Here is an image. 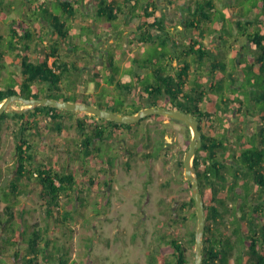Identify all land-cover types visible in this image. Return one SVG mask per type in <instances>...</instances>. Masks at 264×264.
Here are the masks:
<instances>
[{"label": "rangeland", "instance_id": "1", "mask_svg": "<svg viewBox=\"0 0 264 264\" xmlns=\"http://www.w3.org/2000/svg\"><path fill=\"white\" fill-rule=\"evenodd\" d=\"M35 1L0 0V33L5 35L10 34L12 29L11 21L13 19H19L23 16L28 21L31 17H27L23 13L28 11L30 7L32 14L30 12L29 15L31 14L32 18L36 16L41 19V16L43 19L52 21L54 14L58 15L60 19L66 18L63 17V10L58 0H46V4L41 6L42 9L38 11L35 10L36 5H31ZM241 1L246 10L251 8L252 13L264 15V6H262L261 0ZM26 5L28 8L24 11ZM143 5L142 1L140 7ZM174 8L175 11L179 9L178 11L180 12L178 4H174ZM242 11L237 10L236 12L241 14ZM75 19H77L76 24L78 28L75 34L84 31V38L87 36V43L80 44L89 50L97 51L103 40L108 41L109 39L108 36L95 40V33H93L95 29L94 21L99 25L105 23L103 25L105 28L114 24L115 28L121 32L116 22L96 17V13L94 12L90 13L88 18V22H91L89 23L90 25L85 24V29L79 30L78 24L81 25L83 21L87 20V4H84V8L79 7L78 13L71 17V22ZM226 26L228 29L230 27L232 33H235V35L230 37V41L227 43L228 47L224 46L219 49L222 53L214 57L215 61L221 64L218 69L226 78L217 83L219 90L221 88L220 96L216 103L210 106L211 114L209 116L212 118V121H215L216 125H221L228 131L233 130L230 133L231 141L234 142V146L237 149L239 145L237 138L245 135V132L243 124L240 123L239 117L236 116L237 110L235 107H237V104L242 105L241 113L245 106H248V109L252 108L255 110L261 108L260 106L264 103V100L258 95L264 91V76H262L258 67L253 69L248 67V63L251 62L252 58L247 55V46L241 47L240 39L243 36L242 33L236 34L237 31L231 21H227ZM45 28L47 29V27ZM246 28L249 29V32L250 30H254V27L245 26ZM90 38L91 41L88 40ZM116 38L118 37L115 36V41L108 42L105 47L109 60L115 63L113 65L115 69L113 75L107 74L104 67L106 65L104 64L109 60L105 59V61H102L100 57L101 53L95 55L94 59L87 58V56L90 57L88 54L76 56V61L81 62L84 69L81 70V73L75 74L80 87L73 88L74 94H71L73 97L85 96L86 94L85 99L92 102V104L94 103L99 108L115 109L123 111L125 114H130L128 111H131L132 107L138 106L140 103V95L147 104L153 100L154 103H157L158 107L172 108V105H190L191 102L189 103L186 97L192 94L191 87L200 90L210 89V79L212 77H207V71L203 70L205 75H200L199 81L190 80L189 89H186L182 97L177 100L171 94H167L164 91L159 92V90L155 92L150 91V95L145 94L143 83L135 81L138 76L143 77L144 60L151 59V61H155V59H159L162 62L165 60L167 52L163 53L151 47L147 52L139 50L138 57L132 52H122L125 49L126 40H116ZM10 39L11 37L8 36L7 40ZM4 40L0 43L1 49L5 48ZM67 41L69 40L67 39ZM157 44H160V42L158 41ZM243 44L245 45V43ZM68 48L65 44L62 47L63 50ZM167 48L170 49L169 46ZM229 49L235 52L236 57L239 56L240 59L242 58V61H245L243 62L244 66L240 69L241 74L244 75L243 78L241 75L239 76L240 78L236 77V72H239V69L236 68V63L239 59L228 58L226 55H229ZM83 52L87 53V51ZM168 52L169 55L176 56L177 54L176 51ZM128 54L131 56L126 57ZM135 57H138V59L136 58L135 60ZM87 64L90 67L92 66V69ZM202 68L198 67L199 70ZM15 69L16 71L18 70V68ZM96 72L99 73L100 77L96 76ZM9 73L10 76L7 80L0 81V87L8 88L9 86H13L20 89V83L14 74L12 72ZM97 78L100 80L96 81ZM117 81H121L122 89L120 87L118 89L115 86L117 85ZM198 84H200V87ZM30 88L35 89L36 86H31ZM37 88L39 87L37 86ZM42 91L44 90L39 88V92ZM127 91L131 93L129 92L125 98L124 96ZM214 93L217 94L216 85ZM202 95L207 101L208 94ZM226 99H230L229 104L224 103ZM258 99L261 101H258ZM21 105L25 104L15 101L12 107H21ZM226 111L231 115V119L225 116ZM25 112L28 118H35L31 110ZM65 112H67V118H69L67 119L65 131L52 130L53 127L55 128L59 125V122L47 118L48 116H45L43 113L44 118L47 119L43 121L41 132L37 133L38 135L29 134L30 141L33 144L35 143L32 155L34 154V158L37 152L42 155L37 156L38 159L35 158L36 162H33L37 165L40 162L46 161L48 164L54 165L57 170H64L65 168L73 170L81 180L79 186L83 190V197H81V200L75 201L73 197L63 196L61 214L55 211L56 218H60L63 223H56L44 215L38 185H30L28 186V193L26 192L20 196L17 213L13 219L14 227L17 229L24 228V225L28 224L27 229H38L44 238L50 237L52 242L50 243L49 250L55 257L53 259L54 264H57L58 258H65L64 255H67L68 264H71L73 260H77L80 264H156L152 260L155 259L158 251L170 257V245L166 240L171 236H178L184 242H188L190 231L196 230L198 226V219L194 215L196 206L191 207L188 205L192 196L191 182L186 178L184 173V155L188 149L187 147H189V140H191L189 125L172 117L164 118L160 114L147 115L138 122L124 125L121 129L122 132L117 133L116 137L111 138V136H108L107 139L109 141L101 144L102 151L96 154L94 152L92 158L88 159L87 165V158L80 151L82 134L81 132L79 133L75 123L76 118H84V112L74 110H66ZM85 114L87 116L89 113ZM14 118L16 117L8 114L6 122L0 127V186H7L10 183V179L17 173L15 170L17 142L15 129L17 128V122ZM241 118L244 120L245 115ZM60 125L63 126V124ZM220 128L213 127L210 130L217 137H223L221 134L223 130H220ZM12 130H14L15 136ZM148 135L150 142L145 144ZM245 137H247V142L253 143L254 139L250 135H245ZM164 138L167 140V146L166 149L163 148L161 150L162 143L160 141L161 139L164 140ZM42 139L46 140L45 146L41 144ZM43 147L47 150L43 151ZM117 148L124 149V152L127 153L119 151ZM243 148L244 146L238 150H232L230 157L234 159L236 153V155H242ZM131 149L134 151L131 152ZM198 150L200 151V149ZM147 152L149 153L145 155L144 153ZM245 160L246 158L242 157L240 162H246ZM109 161L112 162L113 166L107 165ZM242 163L241 166H244ZM35 164L33 165L34 167H36ZM255 167L261 170L260 165L257 164ZM81 168L84 170L88 169L87 175H94L95 180L98 182L91 187L85 186L83 182L86 178ZM97 169L102 171V173L98 174ZM249 178H251L250 175ZM230 184L232 186L237 185L236 189L239 193L234 198L238 199V203L241 201L243 206L248 207L246 214L248 217H246V220L249 222L253 218L251 217L253 215L251 214L253 209L252 203L256 204L264 201V195L258 193L259 186L252 181L249 183L231 182ZM1 198L0 192V217L4 218L6 217L4 210L6 203ZM261 207L264 208V205H260ZM66 210L71 211L70 218L67 219L64 217ZM260 214L261 217L259 216L258 218L259 223L264 220V212ZM183 216H186V218L184 219ZM208 222H210L212 230L216 231L217 235L222 232V234L225 233L224 244L226 242L227 245L230 242L235 244L224 230V219L219 217L218 219H214V222ZM234 224L236 223L228 222L230 231L228 233L233 232ZM215 227L217 230L214 229ZM3 231L0 228V243H2L5 236V231L4 234ZM243 236H248V234ZM239 243H241L240 240L235 245V254L239 253L242 249L246 251L245 244ZM13 252L14 249L10 253L1 256L6 264H13ZM186 255L188 258L187 264H194V248H190ZM225 256L229 257V254L225 253ZM41 260L43 262L44 258L42 257Z\"/></svg>", "mask_w": 264, "mask_h": 264}, {"label": "trees", "instance_id": "2", "mask_svg": "<svg viewBox=\"0 0 264 264\" xmlns=\"http://www.w3.org/2000/svg\"><path fill=\"white\" fill-rule=\"evenodd\" d=\"M87 1L88 0H58V3L63 10V17L66 18L60 19L59 16L55 14L53 15L52 21L43 19L41 16V19L37 18L36 16L32 18V9H30V7L28 11H26V8L24 10L26 12L23 13L27 17H31L28 19V21L23 16H21L19 19H13L11 21L12 29L10 34H8L11 39L8 40L7 46H9L12 51L16 49L20 51L22 58L20 70L24 76L20 82V89L15 87L3 89L0 87V102H2L9 95L20 94L28 98L50 97L58 100H71L86 102L88 104L92 103L85 99L86 94L82 98L78 96L73 97L71 94H67V91L71 90L74 84H79L75 74L81 73V70L84 69L83 64L76 61V56L80 54H87L83 52L87 51V47L80 44L85 42L87 43V36L84 38V31L76 34L75 32L74 34L70 33L72 28L71 17L78 13L79 7L84 8V4H87ZM99 1L101 2L99 10L101 11H98V17H103L108 21L113 22L118 18L119 14H122L123 12L126 14H131L132 17L138 16L142 21V35L140 36V39L143 42L149 40V42L155 44V49H158L163 53L169 51V48L167 47L172 41V36L169 33L162 37L160 34H147L146 32L149 30V28H147L148 26H154L159 30H166L165 18L161 15H155L154 23H147V17L154 15L156 12V7L151 11L149 10L151 5L155 6L153 2L149 3L145 7L143 13H137L135 10L137 6V0H134V2H131L132 0H127L124 6L121 4L118 6H113L111 3H108L107 0ZM234 1L235 5L229 4V0H186L185 4L183 2L181 11L184 12V17L182 20L186 21L187 29L189 32H191V34L185 38V43L186 41L187 43L183 46L185 48H183L181 51L183 53L185 52V55L177 65H174L173 61L166 57L162 62L161 60L159 61V59H155V61H151V59H145L144 66L149 68L150 72L143 77L138 76L135 79L137 83H143L145 94L150 95V91L155 92L156 90H159V92L164 91L167 94H171L175 100L179 99L182 97L183 92H186L187 84L185 83L184 79L188 78V74L186 73L193 64L203 67L202 69L208 65L206 75L209 78L212 77L213 84L210 86L211 88L213 87L214 82H221V80L223 81L226 78L218 69L221 64L217 63L214 58L218 55V53L215 54L212 50L208 49L206 43L196 41V39L194 38V40L193 36H191L195 32L201 34V36L207 31L212 32V22H214L217 18L222 25V29H228L226 26L227 21H231V16L235 17V19L231 22L234 24L235 30L237 31L236 34L242 33V37L247 38L249 46L253 50H257L256 58L252 57L251 62L248 63V67L250 69L258 67L262 73V76H264V15H261L260 13H252L251 8L246 10L245 7H243V2L241 0ZM128 3H130V5H128ZM217 3L224 4V7L218 8ZM44 4H46V0H36L31 5H36L37 7L35 10L38 11L42 9L41 6ZM261 4L264 6V0H261ZM230 8H233V11H230ZM256 8L258 9V7ZM237 10L243 11L241 14H239L236 12ZM30 12L31 14L29 15ZM249 12L252 13V16L247 18V14H249ZM42 21L46 23L48 22L49 28H39V31H37L38 29L36 30V26ZM245 26L254 27V30H250L249 32V29H245ZM84 29L85 26H81L79 28V30ZM22 31L23 33H21ZM228 32L230 35L232 34V36L235 35L232 33L230 27ZM67 39L69 41H67ZM222 39L226 42L228 41L223 37ZM2 40L3 37L0 35V43ZM158 41L160 44H157ZM64 44L66 47L71 49L68 48L63 50L62 47H64ZM197 44H199L198 47H196ZM175 46H177L175 42L171 44V47H173L174 50ZM32 49H35L38 55V62H32L29 57ZM178 50L179 49H176V51ZM4 52V49L0 50V59L3 58ZM82 57L84 58V56ZM50 58H52L51 62ZM136 58L138 59V57H135V60ZM231 58L239 59L236 63V68L239 69V72H236V77L240 78L239 76L241 75L243 78L244 75L241 74L240 69L244 66L243 62L245 61H242V58L240 59L239 56H233ZM108 60L109 57L107 61ZM102 61L104 60L102 59ZM108 63L109 65H106V63L104 64L106 65L104 67L106 69L111 68L110 72L113 75L115 73V69L113 68L115 63L112 60H109ZM96 74V76L100 77L98 72H96ZM199 74L201 73L197 72V75ZM203 74H205L204 71ZM99 80L100 79L97 78L96 81ZM31 86H36V88L31 89ZM37 86L44 91L39 92V88H37ZM115 86L122 89L121 81H117V85ZM198 86L200 87V84H198ZM194 89L192 88V94L186 97L189 103L191 102L190 105H172V108L192 112L193 115L199 120V127L202 130L203 143L201 148H199L200 151L198 149L196 150L195 156L193 158V165L199 178L201 193L206 210V226L203 236V264H264V220H262L260 223L258 220L259 216L261 217L260 213L264 212V208H260V205H264V201L256 204L252 203L253 209L251 214L253 215H251V217L253 218L247 222L246 217H248V215L246 216V214L248 212V207L243 206L241 201L238 203V199L234 198L239 192L236 189L237 185L232 186L230 184L231 182L249 183L252 181L254 184L259 186V189L257 190L258 193L264 195V146H257L255 140V138L260 134V144L264 142V103H262L260 106L261 108L259 109L262 111L261 115H257V111L251 112L250 109H248V106H245L242 113V105L237 104V107H235L237 110L236 116L239 117L240 123L243 124L245 135H249L251 132L247 130L244 125L247 118H249V114L253 113L252 115L255 119L260 118L263 122L262 128H256L255 132H253V143L247 142V137H245V135H241V137L239 136L237 138L239 145L236 149L234 142L231 141L232 139L230 135L233 130L228 131L221 125H216L215 121H212V118L209 116L211 114V109L209 108L210 106L214 105V103L209 104L206 110H201L199 102L203 98L202 93H204V91L200 89ZM129 92L130 91H127V93H125V98ZM258 96H261L262 100H264V91ZM139 99L140 103L138 106L135 105L132 107V110L128 111V113L134 114L143 107L147 106L158 107L157 103H154L153 100L151 103L147 104L141 95ZM259 100L260 99H258V101ZM229 102L230 99L224 101L225 104H229ZM35 109H44V115L50 116L58 115L64 111L54 106L44 105H39L35 107ZM110 110L123 113V111L120 110ZM8 114L16 117L14 119L17 122V128L15 129L17 136L15 169L17 173L10 179V183L7 186H0L1 199L6 203L4 206L6 217H0V228L5 231L3 241L0 243V264H6L1 256L10 253V251L13 249V264H54L53 259L55 257L49 250L50 243L52 242L50 237L44 238L38 229H27V226H29L28 224H26V226L24 225V228L17 229L14 227L13 219L17 213V205L20 202V196L26 192L28 193V186L32 185L31 183L35 181L37 182L38 190L42 198L44 215L48 218H51L52 221L54 220L56 223H63L60 218H56L55 211H57L58 214H61L63 196L73 197L75 201L81 200V197H83L82 195L84 194L83 190H81L79 186L81 180L78 178V176H76V173L69 168L57 170L54 165L48 164L46 161L40 162L36 165L34 154L32 155L34 144L30 141L29 134L38 135L37 133H40L38 125H32L33 122L30 118H27L25 111L21 113L4 112L0 118V127L6 122V116ZM243 115H245L244 120L241 118ZM34 116H37L36 112H34ZM225 116L227 118L231 117L227 111L225 112ZM162 117L165 118V116ZM100 119L107 121V125H105L106 130L105 128H99L96 131L93 130L92 136L86 130L87 125L85 120H77V126L82 134L80 141V151L83 153V155H85L86 158L89 154H94V150H96V153H100L102 150L101 146H98L96 149L93 147L91 148L93 145V140L95 141L96 138L105 140V138L108 136H111L112 138L119 131H121L124 125L132 124L115 122L106 118ZM36 121L40 122L42 120L39 119ZM213 127H221L220 130L224 131H221L223 137H217V135L213 134V131L210 130V128ZM189 133L191 135L190 128ZM242 146H244L242 149V155H236V153L234 155V159L231 158L230 153L232 150H238ZM219 152L220 154H218ZM242 157L246 158V162H240ZM90 158H92V156ZM241 163L244 166H241ZM34 164L36 167L33 166ZM257 164L260 165L261 170L258 167H255ZM109 165H113L111 161H109ZM31 166H33V168H31ZM201 166L205 167L201 168ZM81 169L83 170V175L86 178V180L83 182L85 186L91 187L98 182L95 180L94 175H87L88 169ZM100 169L102 170V168ZM241 170L243 171L241 172ZM97 173L101 174L102 171L97 169ZM249 175L251 178H249ZM188 205L191 207L195 206L193 195L191 196ZM259 208L260 210H258ZM70 212V210H66V215L64 216L65 219L70 218ZM194 215L197 217L196 210L194 211ZM219 217L224 219V230L226 234L229 235L235 242V244L232 242H230L228 245L227 242L224 244L223 240H225V233L222 234V232L217 235L216 231L212 230L210 222L208 221L214 222V219H218ZM183 218L185 219L186 216H183ZM228 222L236 223L234 224L233 232L231 233H228L230 232ZM214 229L217 230L216 227ZM195 232V229L190 231L188 242H184L182 238L178 236H171L168 238V240H166V242L170 245V257H167L163 252L158 251L155 259L150 260L154 261L156 264H187L188 258L186 254L190 248L193 249L195 246ZM246 234H248V236H243ZM241 238L243 239L241 240ZM238 239L241 242L239 244H245L246 251L242 249L239 253L235 254L234 249L235 245H237L239 241ZM243 240L245 243H243ZM225 253H228L229 257L225 256ZM66 256L64 255L65 258H58L57 264H68L69 260ZM232 256L233 260L231 261ZM42 257L44 258L43 262L41 260ZM71 264L80 263L77 260H73Z\"/></svg>", "mask_w": 264, "mask_h": 264}, {"label": "crops", "instance_id": "3", "mask_svg": "<svg viewBox=\"0 0 264 264\" xmlns=\"http://www.w3.org/2000/svg\"><path fill=\"white\" fill-rule=\"evenodd\" d=\"M107 1H108V3H111L113 6H118L120 4L122 6H124L126 4L125 2L127 0H107ZM142 1H143L144 5L142 7H140V4H141ZM226 1H228V0H226ZM131 2H134V0H132ZM152 2H153V4L155 6L151 5L149 7V10L151 11V10L155 9V7H156V9H155L156 12L154 13V15H150V16L147 17V23H149V24L154 23L155 15H157V16L161 15V16H163L165 18L166 30H159V29H156L154 26L153 27L152 26H148L147 28H149V30L146 31V32H147V34H150V33L155 34V35L160 34V35H162V37L164 35L168 34V33L172 36V41H171V43L169 45V47H170L169 51H172V52L176 51L177 46L179 47L178 48L179 50L176 51V53H177L176 56L175 55H169V52H167L166 58L171 59L173 61V64L177 65L183 59V57L185 55V52L184 53L181 52L182 49L185 48V47H183L185 45V38L191 34V32H189L188 29H187L186 21L182 20L183 17H184V12L181 11V8H182V5H183V2L185 4L186 0H137V3H136L137 6H136L135 10L137 11V13H143L144 10H145V7L149 3H152ZM100 3L101 2L99 0H88L87 1V20L85 22L83 21L81 25L78 24L79 28L81 26H85V24L90 25L89 23H91V22H88L89 21L88 18H89L90 13L94 12V13H96V17H98L97 13H98V11H101V10H99V7L101 5ZM129 4L130 3H128V5ZM174 4H178L180 6V12L178 11L179 9L177 11H175ZM229 4L235 5V1L234 0H229ZM223 5L224 4L217 3V7L218 8H223L224 7ZM26 8H28V6H25V9ZM230 11H233V8H230ZM182 12H183V15H182ZM250 16H252L251 12H249V14H247V18H249ZM101 19H104V18L101 17ZM234 19H235V17L231 16L230 20L233 21ZM74 21L71 22V25H72V28L70 30L71 34L72 33L74 34V32L78 29L77 28V24H76L77 19H75ZM94 22H95V25H94L95 29L93 30V33H95V40L96 39L99 40L102 37H108V36H109V39H108V41L107 40H103V43L100 44V47L97 48V51L96 50L87 49V54L90 55V57L87 56V58L94 59L95 55H97L98 53H101L100 57L102 59H104V61H105V59H108V56L106 55L107 53L105 51V47L107 46L108 42H114L115 41V36L118 37V38H116V40H119V39H125L126 40L125 41V49H123L122 52H125V51L126 52H132L136 56H138V51L139 50H141L142 52H147L151 47L155 46V44H153L152 42H149V40L146 41V42L145 41L143 42L140 39V36L142 35V32H141L142 31L141 30L142 21H141V19L138 16H133L132 17L131 14H126L125 12H123L122 14H119L118 18L115 21H113V22H116V24L119 25L118 27L121 29L122 33L120 32V30L115 28L114 24L112 26H107L105 28V26H103L105 23H102V24L99 25V24L96 23V21H94ZM212 23H213L211 25L212 32L207 31L202 36H201V34H198L197 32H195L191 36H193V39L195 38L196 41H201V42L206 43V46L208 47V49L212 50L215 54L218 53V55H219L220 53H222V51H219V49H221L224 46L228 47L227 43L230 41V37H232V34L230 35V33L228 32V29H224V28L222 29V25H221V23H220L218 18L215 19V21L212 22ZM48 24H49L48 22L46 23V22L42 21L40 24H38L36 26V30L38 29L37 31H39V28H44V26L49 28ZM0 35H2L3 40L5 39L4 40L5 41V48H4L5 52H4L3 58L0 59V81L7 80V78H9V76H10L9 72H12L14 74V76L16 77L17 81L20 83L22 78H23V76H24L21 73V70H20L21 59H22L21 55H20V51L17 50V49L12 51L9 48V46H7L8 34L5 35V34H1L0 33ZM147 36H149V35H147ZM222 37L227 39L228 41L226 42L225 40L222 39ZM89 41H91V38H90ZM174 42H175V44L177 46H175L176 47L175 50L174 49L172 50L171 44L174 43ZM243 43H245V45ZM240 44H242L241 47L247 46L246 47V52H247V55L250 56V58H252V57L256 58L257 50H253L249 46V42H248L246 37H242L240 39ZM198 46H199V44L196 45V47H198ZM0 50H1V47H0ZM229 52H230L229 55L228 54L226 55L228 58H230L232 56H235V52H232L231 49H229ZM181 53L183 54V56H182ZM130 56L131 55L128 54L126 57H130ZM29 57H30L32 62H38L39 61L38 60V55H37L35 49H32V52L30 53ZM190 59H192V58H190ZM51 61H52V58H50V62ZM106 65H109V63L107 62ZM14 67L18 68V70L16 71V69ZM198 67H200V66H198L196 64H193L188 69L189 71L186 73V74H188V78H185L184 81L188 85L187 88H186L187 90L189 89V83H190L189 81L190 80L199 81V76L200 75H205V74H203V71H201V70H204V69L207 70L208 69V65H206L205 68L201 69V70H199ZM89 68H92V67H89ZM110 69L107 68L106 72H107V74L112 75L111 72H110L111 71ZM149 72H150V69L146 68L144 66V73L145 74L143 73L142 75L145 76ZM197 72H199L201 74L197 75ZM210 80H211V85H212L213 84L212 79H210ZM217 83L218 82H214L213 87L212 88L210 87L209 90H206V89L202 90V91H204L205 93L208 94V100L206 101V99L202 98V100L199 102L201 110H206V108L209 106V104H211V103L215 104L217 99L219 98L220 91L218 90L219 86H218ZM215 85L217 86V94L214 93ZM78 86L80 87V84H77V85L73 86V88L78 87ZM9 87L13 88V86H9ZM1 88H3V87H1ZM73 88L71 90L67 91V94H74L73 93V90H74ZM192 88L194 89L195 87H191V89ZM205 93H202V94H205ZM79 97L82 98L83 96H79ZM41 98H44V97H41ZM69 101H71V100H69ZM73 102H78V101H73ZM83 103H86V102H83ZM90 104H92V103H90ZM24 107H27V105L25 104V105H21V107H14V108H24ZM101 109H105V108H101ZM28 110H31L33 112L32 115H34V112L37 113V116H35L36 119H33V118H30V119L33 122L32 123L33 126L38 125V128H39L40 132H41V129H42L43 121H45V119H47V118H50L53 121H58L59 122L58 123L59 125L57 127H55V128L53 127L52 130H54V131L57 130V131H61V132L65 131V126H66V123L68 121L67 119H69V118H67V112H65L66 109H62L64 111H62L58 115H54V116L47 115L48 116L47 118H44V116H43L44 109H35V107H28L25 111H28ZM67 111H69V110H67ZM250 111L251 112L257 111V113H256L257 115H261V112H262L261 110H255V109H252V108L250 109ZM85 113L86 112L83 113L84 118H76V120H75L76 126H77V120L78 119L85 120L86 125H87V132H89L91 136H92V133H93L92 131L93 130L96 131L99 128H105V130H106L105 125H107V121L101 120L100 118H93V116L90 115V114H87V116H86ZM252 114L253 113L249 114V118H247L246 122L244 123L246 129L251 131L249 133L250 137H254L253 132H255L256 128L257 129H261L262 125H263L262 120L260 118L255 119ZM39 119H41L42 121L37 122L36 120H39ZM60 124H63V126H61ZM59 127L61 128V130H60ZM77 128H78V126H77ZM78 130H79V128H78ZM13 132H14V130H12V133ZM120 132H122V130L119 131L118 133H120ZM79 133H80V130H79ZM259 135H258V137L255 138L256 145L257 146H259V145L260 146H264V142L262 144H260L261 137ZM14 136H15V134H14ZM114 137H116V135ZM81 138H82V136H81ZM105 141L108 142L109 140L107 138H105V140H102L100 138H96L95 141L93 140V145L91 146V148L93 147L94 149H96L98 146H101V144L104 143ZM132 142H133V140H132ZM41 144H43L42 146H45L46 140L42 139L41 140ZM117 149H119V148H117ZM44 150L46 151L47 149L46 148L44 149V147H43V151ZM94 151H95V154H96V150H94ZM119 151H123L124 152V149H119ZM133 151L134 150L131 149V152H133ZM43 153H45V152H43ZM124 153H127V152H124ZM218 154H220V152ZM37 156H42V155L37 152L35 154V158H37ZM91 156H93L92 153L87 156V161H88V159H90ZM219 159H220V157H219ZM107 165L110 166L109 162H107ZM31 184L32 185H37V182L34 181Z\"/></svg>", "mask_w": 264, "mask_h": 264}, {"label": "water", "instance_id": "4", "mask_svg": "<svg viewBox=\"0 0 264 264\" xmlns=\"http://www.w3.org/2000/svg\"><path fill=\"white\" fill-rule=\"evenodd\" d=\"M20 101L27 105L24 108L11 107L13 102ZM38 105L54 106L60 109L82 111L89 114L96 115L100 118H106L120 123H135L140 121L143 117L151 114H160L167 117L185 122L191 126L194 135L191 138L188 149L184 155V173L186 178L191 182L192 195L196 206L198 226L195 232V246H194V264H203V246H204V231L206 226V210L205 203L202 197L199 178L193 165V158L196 149L202 145V130L200 129L199 120L192 112L180 110L176 108H163L156 106L143 107L134 114L118 113L110 109H101L94 104H87L83 102H73L69 100H58L55 98H28L20 94H12L7 96L0 102V118L4 112H24L28 107H36ZM190 128V129H191Z\"/></svg>", "mask_w": 264, "mask_h": 264}, {"label": "flooded vegetation", "instance_id": "5", "mask_svg": "<svg viewBox=\"0 0 264 264\" xmlns=\"http://www.w3.org/2000/svg\"><path fill=\"white\" fill-rule=\"evenodd\" d=\"M90 115H92L93 116V114H90ZM93 118H100V117H98V116H93ZM165 118H169V117H165ZM191 138H192V134H191ZM159 141H160V139H158ZM191 141V140H190ZM147 142H150V139H149V135H148V139L145 141V144L147 143ZM161 143H162V148H161V150H163V148H165L166 149V146H167V140L164 138V140L163 139H161V141H160ZM203 143V142H202ZM190 144V143H189ZM202 146V145H201ZM201 148V147H200ZM199 149V148H198ZM149 152H147V153H144L145 155L146 154H148ZM202 154V153H201ZM205 166H201V168H204ZM241 193V192H240Z\"/></svg>", "mask_w": 264, "mask_h": 264}, {"label": "bare ground", "instance_id": "6", "mask_svg": "<svg viewBox=\"0 0 264 264\" xmlns=\"http://www.w3.org/2000/svg\"><path fill=\"white\" fill-rule=\"evenodd\" d=\"M13 103H14V102H13ZM11 107H12V106H11ZM191 133H192V136H193V135H194V131L192 130V132H191ZM196 150H197V149H196Z\"/></svg>", "mask_w": 264, "mask_h": 264}, {"label": "clouds", "instance_id": "7", "mask_svg": "<svg viewBox=\"0 0 264 264\" xmlns=\"http://www.w3.org/2000/svg\"><path fill=\"white\" fill-rule=\"evenodd\" d=\"M190 128H191V126H190ZM191 132H192V128H191Z\"/></svg>", "mask_w": 264, "mask_h": 264}]
</instances>
